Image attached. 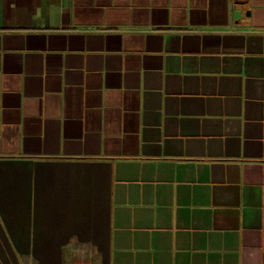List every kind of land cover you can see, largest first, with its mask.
Returning a JSON list of instances; mask_svg holds the SVG:
<instances>
[{"label": "crops", "instance_id": "obj_1", "mask_svg": "<svg viewBox=\"0 0 264 264\" xmlns=\"http://www.w3.org/2000/svg\"><path fill=\"white\" fill-rule=\"evenodd\" d=\"M0 264H264V0H0Z\"/></svg>", "mask_w": 264, "mask_h": 264}]
</instances>
